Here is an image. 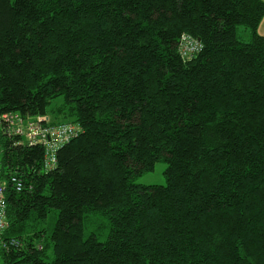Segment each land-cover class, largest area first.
<instances>
[{
    "label": "trees",
    "instance_id": "trees-1",
    "mask_svg": "<svg viewBox=\"0 0 264 264\" xmlns=\"http://www.w3.org/2000/svg\"><path fill=\"white\" fill-rule=\"evenodd\" d=\"M263 20L264 0H0V165L32 185L6 191L2 264H264ZM6 113L83 132L46 172ZM160 161L166 185L135 183Z\"/></svg>",
    "mask_w": 264,
    "mask_h": 264
},
{
    "label": "built area",
    "instance_id": "built-area-1",
    "mask_svg": "<svg viewBox=\"0 0 264 264\" xmlns=\"http://www.w3.org/2000/svg\"><path fill=\"white\" fill-rule=\"evenodd\" d=\"M180 55L183 59H192L201 51V44L191 38L184 37L180 42ZM6 133L20 138L17 144L41 146L44 150V171L50 172L57 168V154L61 148L78 138L82 127L72 122L53 123L49 116L33 118L19 113H6L2 116ZM12 186L16 192L32 190L24 178L16 171L4 174L0 165V236L8 227L6 191ZM11 240V239H10ZM9 241V240H7ZM15 244L14 240L9 242Z\"/></svg>",
    "mask_w": 264,
    "mask_h": 264
},
{
    "label": "rangeland",
    "instance_id": "rangeland-1",
    "mask_svg": "<svg viewBox=\"0 0 264 264\" xmlns=\"http://www.w3.org/2000/svg\"><path fill=\"white\" fill-rule=\"evenodd\" d=\"M259 32L264 35V20L260 26ZM248 34L249 32L245 31L244 28H241V34ZM2 156L0 148V158ZM167 168V163L165 161H160L156 164L155 170L147 172L140 177L135 178V183L144 184V185H166L165 170ZM0 264H2L0 260Z\"/></svg>",
    "mask_w": 264,
    "mask_h": 264
},
{
    "label": "bare ground",
    "instance_id": "bare-ground-1",
    "mask_svg": "<svg viewBox=\"0 0 264 264\" xmlns=\"http://www.w3.org/2000/svg\"><path fill=\"white\" fill-rule=\"evenodd\" d=\"M62 149V148H61ZM58 155V154H57Z\"/></svg>",
    "mask_w": 264,
    "mask_h": 264
}]
</instances>
